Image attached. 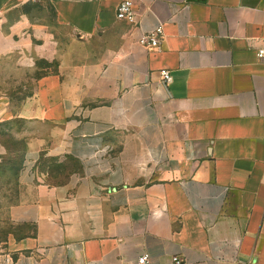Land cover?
I'll return each mask as SVG.
<instances>
[{"label":"crops","instance_id":"obj_1","mask_svg":"<svg viewBox=\"0 0 264 264\" xmlns=\"http://www.w3.org/2000/svg\"><path fill=\"white\" fill-rule=\"evenodd\" d=\"M48 1L98 55L0 91L24 139L0 264H264V0ZM41 152L76 168L47 184Z\"/></svg>","mask_w":264,"mask_h":264},{"label":"rangeland","instance_id":"obj_2","mask_svg":"<svg viewBox=\"0 0 264 264\" xmlns=\"http://www.w3.org/2000/svg\"><path fill=\"white\" fill-rule=\"evenodd\" d=\"M92 40L75 33L60 21L48 0H9L0 8V91L13 98L31 94L38 77L55 73L61 64L84 56L98 55ZM11 77L3 74L5 61ZM16 73V74H15ZM18 119L0 122V140L7 152L0 161V205L9 204L18 195L16 173L22 159L24 139L15 133ZM47 159V158H45ZM42 167L46 180L55 162ZM11 230L8 223L0 225V239Z\"/></svg>","mask_w":264,"mask_h":264},{"label":"built area","instance_id":"obj_3","mask_svg":"<svg viewBox=\"0 0 264 264\" xmlns=\"http://www.w3.org/2000/svg\"><path fill=\"white\" fill-rule=\"evenodd\" d=\"M115 15L118 19H124L127 21H132L134 18V12L132 10L131 0H120L117 4ZM162 29L161 26H157L154 29L143 33L138 38V43L147 48H155L159 44V38L161 36ZM256 56L258 59L264 61V38L261 39L260 45L256 48ZM160 77L164 83L170 81L171 76L166 69L160 70ZM172 260L174 264H183L182 260L178 256H173ZM136 264H149L148 255L142 253L136 258Z\"/></svg>","mask_w":264,"mask_h":264},{"label":"trees","instance_id":"obj_4","mask_svg":"<svg viewBox=\"0 0 264 264\" xmlns=\"http://www.w3.org/2000/svg\"><path fill=\"white\" fill-rule=\"evenodd\" d=\"M24 146V145H23ZM47 158V159H45ZM56 160L53 157L45 156L43 152L39 154V160L37 163V167L40 171H42V167L48 166L46 161H54ZM58 170H52L49 173V177L46 179L47 184H60L66 180L67 173L76 168L75 163L70 159L66 158L63 163L56 164ZM68 171V172H67Z\"/></svg>","mask_w":264,"mask_h":264}]
</instances>
